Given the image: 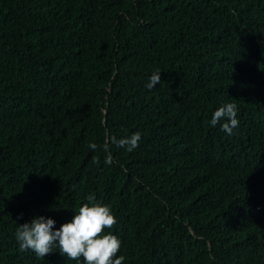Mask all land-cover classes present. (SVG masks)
<instances>
[{"label":"trees","instance_id":"16d2710c","mask_svg":"<svg viewBox=\"0 0 264 264\" xmlns=\"http://www.w3.org/2000/svg\"><path fill=\"white\" fill-rule=\"evenodd\" d=\"M89 194L122 264H264V0H0V264H81L14 233Z\"/></svg>","mask_w":264,"mask_h":264},{"label":"clouds","instance_id":"9594fccd","mask_svg":"<svg viewBox=\"0 0 264 264\" xmlns=\"http://www.w3.org/2000/svg\"><path fill=\"white\" fill-rule=\"evenodd\" d=\"M160 74L152 73L145 87H155L160 81ZM237 111L234 103H223L211 113L208 123L210 126L219 124L221 131L231 135L238 126ZM140 138V133L135 132L120 139L113 138L112 143L131 151ZM88 147L94 150L97 145L89 143ZM105 162L112 163L111 155L106 156ZM86 200L72 218L58 228L54 227L56 221L52 217L44 215L33 216L18 224L14 237L19 249L32 250L37 257H44L56 249L69 259L82 257L81 264H122L123 255H117L121 244L119 238L111 231H104L116 223L114 213L109 205L95 201L91 194Z\"/></svg>","mask_w":264,"mask_h":264}]
</instances>
